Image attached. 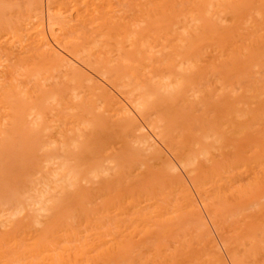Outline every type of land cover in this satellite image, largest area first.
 Wrapping results in <instances>:
<instances>
[{"label": "rangeland", "instance_id": "rangeland-1", "mask_svg": "<svg viewBox=\"0 0 264 264\" xmlns=\"http://www.w3.org/2000/svg\"><path fill=\"white\" fill-rule=\"evenodd\" d=\"M13 1L0 0V32L7 23L27 19L36 2ZM59 2L64 17L58 21L66 27L63 42H73L69 49L93 71L111 76L104 77L132 96L134 107L144 104L114 113L118 98L105 84L42 47L35 20L28 26L31 33L24 30L16 46L9 41L17 37H0V61L11 47L12 63L39 59L33 68L37 71L44 60L47 70L56 73L46 72V87L33 95L37 106L47 91L46 126L33 128L28 118L18 132L8 128L1 161L11 166L10 172L8 167L1 170L12 174L8 181L15 197L29 188L46 158L47 178L54 171L62 175L63 164L80 176V184L74 185L78 192L73 186L74 193L70 191L67 182L62 192L54 191L60 199L55 196L53 213L41 220L52 253H67L71 259L66 256L64 264H264V0ZM49 95H55L54 102ZM18 107L24 112L32 108L25 103ZM150 129L160 134V144L151 141ZM13 132L18 135L14 141ZM27 142L32 148L35 144L33 150ZM26 145L33 151L26 154L34 156L30 162L21 154ZM165 148L174 149V156L188 164L186 173ZM51 157L55 163L49 164ZM190 182L202 191L207 208L193 190L198 203L191 199L186 204ZM20 219L21 226L34 225L33 218ZM19 224L14 237L7 236L10 241L3 242L6 230L4 238L0 235L1 250L11 263L9 251L30 246L32 231ZM62 226L71 235H62ZM13 240L22 246L7 248ZM44 255L27 252L22 264H44Z\"/></svg>", "mask_w": 264, "mask_h": 264}, {"label": "bare ground", "instance_id": "bare-ground-1", "mask_svg": "<svg viewBox=\"0 0 264 264\" xmlns=\"http://www.w3.org/2000/svg\"><path fill=\"white\" fill-rule=\"evenodd\" d=\"M15 1V0H14ZM13 1V2H14ZM27 1V0H26ZM33 1H36L34 2V5L30 8L28 11L30 12V15L27 19H25L23 22L19 23V24H16V23H7L9 26H6L5 24V27L6 29H4L3 31L0 32V37L4 36L5 35H10L12 38L13 37H17L16 40H13V41H9V43L13 46L15 45V43L17 44V41L19 42L20 41V38L21 36L24 34L23 31L26 30V34L28 33H31L30 31V27L29 24L32 23L33 20H35L37 22V26H36V29H37V32L40 36L39 38V43L42 45V47H46L47 51H50L52 52V54H57V56H59L63 61H66V62H70L72 63L74 66H76L77 68H79L80 70L90 74L91 76H93L95 79L98 80V82L102 83V84H105L106 87H108L110 89V92L113 93V97H116L118 98L117 101H116V107L114 108V113H119L121 112L122 110H124L125 112L128 111V108L130 106L133 107V109L135 108L136 110L139 108H143V102H139L138 105L136 107L133 106L134 102H135V99H131L130 97H126L124 95V93L122 92V90L118 89L116 86H114L112 83H110L109 80L106 79V77L104 76H107L104 74L100 75L98 73H96L95 71H93L90 67H93L91 64V66L89 67V65L82 59L78 58V55H76L75 53H73L69 47H71L70 45L73 43H71L70 45H68L67 43L63 42V34L64 32H66V27L64 26V24H61L59 23L58 19L62 18L61 15L63 16L62 12H61V9H62V5L61 3L59 2V0H33ZM9 2V1H8ZM7 2V3H8ZM11 2V1H10ZM29 2V1H28ZM81 2V1H80ZM31 3H33L31 1ZM2 5V4H1ZM4 5V4H3ZM17 5V4H16ZM29 5V4H28ZM7 6V5H6ZM13 6V5H12ZM74 6V5H73ZM26 7V6H24ZM2 8V7H1ZM7 9V8H6ZM11 10V9H10ZM19 10V9H18ZM20 11V10H19ZM24 11V10H23ZM28 15V14H27ZM64 17V16H63ZM83 20V16L81 17ZM11 19H14L11 17ZM9 20V19H8ZM63 20V19H62ZM17 21V20H16ZM34 21V22H35ZM14 22V21H13ZM74 26V24H73ZM8 27V28H7ZM2 28V27H1ZM33 28V27H32ZM29 29V30H28ZM35 30V29H34ZM81 30V29H80ZM70 32V31H69ZM78 32V31H77ZM83 32V31H82ZM86 33V32H85ZM84 34V33H83ZM94 34V33H93ZM77 35V34H76ZM87 35V34H86ZM8 36V37H10ZM38 36V35H37ZM83 37V36H82ZM80 37V38H82ZM89 38V36H88ZM87 38V39H88ZM93 38V37H92ZM120 38V37H119ZM70 39V38H69ZM138 39V37L136 38ZM83 40V39H81ZM6 41V40H5ZM84 41V40H83ZM4 42V41H3ZM68 42V41H67ZM75 42V41H74ZM88 42V41H87ZM90 42V41H89ZM134 42V41H133ZM132 44H135L133 43ZM8 43V42H7ZM65 43V44H64ZM2 44V41L0 40V45ZM3 45V44H2ZM9 45V44H8ZM18 45V44H17ZM16 46V45H15ZM19 46L22 48L21 51L24 50L25 47H23L24 45L23 44H19ZM69 46V47H68ZM1 47V46H0ZM9 47V46H8ZM90 47V46H89ZM19 48V47H18ZM33 48V47H32ZM73 48V47H72ZM85 48V47H84ZM83 48V49H84ZM88 48V47H87ZM91 48H92V45H91ZM1 50H3V48L1 47L0 48ZM16 49V47H15ZM27 49V48H26ZM25 49V50H26ZM30 49V48H29ZM28 49V50H29ZM35 49V48H34ZM0 50V51H1ZM11 50V51H10ZM28 50L25 51L27 52L28 54ZM31 50V49H30ZM45 50V49H44ZM87 50V49H85ZM78 50H76L75 52H77ZM89 51V50H88ZM8 55L6 56L7 58L6 59H3L2 61H0V235L2 236L3 234H1L3 231L6 230V237L4 238L5 235H3V237L1 238H4L5 240L3 241L5 243V241H10L8 240L9 237H7L9 234H13L11 238L14 237V230L16 229L15 227H17L21 221L20 218H22L23 220H27L29 221V219L33 218L35 221H34V225H31L29 226L26 222V226L28 228L29 231H32V234L31 236L29 235L30 237V246L27 250L24 249V251H21V250H15L13 249V247L15 248H18V246H22V244H18L17 245V242L16 241H11L10 243L8 242V247L7 248H10V249H13L12 251H9L7 249V251H9V254L10 253H13L12 256H7L10 258V260L12 261V263H16V264H22V261L24 258H26V253H32V254H39V253H45V255L43 256V262L41 263H44V264H64V262H67V257L69 258V256H67V253L66 255L64 256V254H54L55 253V249H54V246L51 248V247H48L47 246V239L44 238V237H47L45 235H47V227H44L41 223V220L42 219H47V214L49 215L50 213H53L52 210H53V203L54 201L56 200L55 196L56 194H53L55 190L59 189L61 192L66 189L65 187L67 185L70 184V191H72V186L75 187L74 185H76L79 181H80V176L78 175L77 172H74L73 169L71 170V168L67 169V167L65 169H63V165H61L62 167V170L59 171L61 174L59 173H56L54 170L53 173H56L55 175H51V178H47V169H46V166H47V158L43 160V165L40 163L38 166H37V172L34 174L36 175V178L33 180L31 178V183L29 185V188L28 189H22L21 191V196L19 193H17L16 195L18 197H15V194L13 193L14 190H11L10 189V182L13 178L10 179V177H12V174L11 176L8 175L6 173V171H2L1 169L2 166L3 167H6L4 166L5 164L1 165V161H2V158L4 157V153H6V149H5V134L4 132L8 129V128H11L12 129H16L19 127V125H22V123L24 124L25 122H27L26 119H30L32 126L34 128L35 125H44L43 123L46 124V109H47V91L46 92H42L41 94V98L38 100L39 102L37 106H35L34 104L36 103L35 100L33 99V95H34V92L37 91V89H40V87H46V80H47V76H46V72H50L49 75L52 74V72L54 73L55 71L52 70V68H54L56 71L57 69L54 67V63L53 64V67L51 68L52 71H48L47 70V65L46 63H44L45 61L43 60V67H40L37 71H33V68L34 66H38L39 62L37 63V61L33 60L31 61V63H29L30 61H28L27 58H21V60H24L27 59L25 62H23V65H19V64H15L16 61H13L12 63V57L14 52L13 50L9 49L8 51ZM11 52V53H10ZM38 52V51H37ZM46 52V51H45ZM82 52V51H81ZM4 53V52H3ZM43 53V52H42ZM6 54V53H4ZM9 54H11V56L9 57ZM45 54V53H44ZM42 54L43 56H46ZM90 54V53H89ZM33 55V54H31ZM41 55V54H40ZM41 55V57H42ZM48 55V54H47ZM25 56V55H24ZM28 56V55H27ZM26 56V57H27ZM35 56V55H34ZM80 56V55H79ZM30 57V56H28ZM83 57V56H82ZM129 57V56H127ZM43 58V57H42ZM45 58V57H44ZM43 58V59H44ZM20 60V59H19ZM18 60V61H19ZM48 60V59H47ZM52 60V59H51ZM126 60V58H125ZM128 60V59H127ZM41 62V61H40ZM52 62V61H51ZM126 62V61H125ZM25 63V64H24ZM37 63V64H36ZM36 64V65H35ZM40 64V65H41ZM65 64V63H64ZM39 65V66H40ZM50 69V68H49ZM98 70V69H97ZM100 71V70H99ZM98 71V72H99ZM111 72V71H110ZM58 73V72H57ZM107 73V72H106ZM48 75V76H49ZM53 75V74H52ZM56 75V73H55ZM53 75V77L55 76ZM113 76V75H112ZM51 77V76H50ZM57 77V76H56ZM108 77V76H107ZM111 78V76H109ZM108 77V79H109ZM164 77V76H163ZM169 77V76H168ZM165 78V79H169V78ZM177 77V76H176ZM179 78V77H178ZM112 79V78H111ZM114 82V80H111ZM171 81V80H170ZM165 82V81H164ZM163 82V83H164ZM130 84V83H129ZM145 85V84H144ZM169 85V84H168ZM126 86V85H125ZM162 86V85H160ZM170 86V85H169ZM176 86V85H175ZM141 87V86H140ZM163 87V86H162ZM161 87V89H162ZM165 88V87H164ZM179 88V87H178ZM173 89V87L171 88V90ZM168 90H170L168 88ZM76 91V90H75ZM157 91V90H156ZM78 92V91H77ZM155 92V91H154ZM168 92V91H167ZM59 93V92H58ZM176 93V92H175ZM55 94V93H54ZM159 94V93H158ZM50 96V95H49ZM59 96V95H58ZM57 97V96H56ZM75 97V96H74ZM73 97V98H74ZM78 97V95L76 96ZM76 97L74 99H76ZM80 97V96H79ZM55 98V95H51L50 97H48L49 100H53V102L55 101L54 100ZM57 99V98H56ZM59 99V98H58ZM71 99V98H70ZM143 99H146L145 97ZM147 100V99H146ZM60 101V100H59ZM58 101V103H59ZM62 101V99H61ZM60 101V102H61ZM35 102V103H33ZM57 102V100H56ZM23 104L25 103V107L28 106L29 108L32 107L30 110L27 109L28 112H24V110L22 109V107H18V105L20 104ZM29 103V104H27ZM31 103V106H29ZM33 103V104H32ZM57 103V104H58ZM50 104V103H49ZM56 104V103H55ZM34 105V107H33ZM108 105V104H106ZM146 105V104H145ZM144 105V106H145ZM27 107V108H28ZM21 108V109H19ZM54 110V109H53ZM122 115V113H121ZM120 115V116H121ZM119 117V116H117ZM117 121V120H116ZM40 122V124H39ZM76 122V120H75ZM30 123V124H31ZM74 123V122H72ZM77 123L73 124L74 126L76 125ZM46 126V125H44ZM43 126V127H44ZM35 126V128H37ZM77 127V126H76ZM41 128V127H40ZM39 128V129H40ZM149 128V127H148ZM38 129V130H39ZM45 129V128H44ZM143 129H145V127H143ZM17 130V129H16ZM44 131V130H43ZM18 132V130H17ZM17 132H13V135L11 136V140L14 141L16 139V137L18 136L17 134H14V133H17ZM127 135V134H126ZM150 135H151V141H153V143H158L160 144L162 142V138L160 136L159 133L153 131L152 129H150ZM209 136V135H208ZM38 138V137H37ZM40 138V136H39ZM55 138V137H54ZM207 138V137H206ZM31 139V138H30ZM29 139V140H30ZM123 139V138H122ZM78 140V139H77ZM208 141V140H207ZM31 142V141H30ZM53 142V141H52ZM76 142V141H74ZM73 142V144H74ZM29 143V142H27ZM34 143L35 140H34ZM67 143V142H66ZM206 143V142H205ZM32 144V143H31ZM31 144L29 143V147H31ZM37 145V144H36ZM67 146V145H66ZM34 147H35V144H34ZM34 147L32 148L31 147V150L34 149ZM41 147V146H40ZM56 147V146H55ZM3 148L5 149L4 152H3ZM27 145H26V148L23 147V152H21L22 156L24 155V159L23 157L21 156V162L20 163H23V160H27L29 159L28 161L30 162V158L31 156L33 155H27L26 157V154H32L33 151L31 152V150L29 151L30 148H28ZM200 149H204L203 147H199ZM56 149V148H55ZM64 149L66 150V147H64ZM167 149L166 151L172 155L174 161H176L177 163V168L179 169H182L183 171H185V173L187 172L186 171V167L188 166V164H185L183 161H180L177 159L176 154L174 153V149H171V148H165ZM176 149V148H175ZM199 149V150H200ZM25 150V151H24ZM28 150V152H27ZM198 150V152H199ZM58 151V149H57ZM204 151H206L204 149ZM27 152V153H26ZM194 152V151H193ZM57 154V153H56ZM196 154L198 155V153L196 152ZM3 155V156H2ZM51 155V154H50ZM55 155V154H54ZM53 155V157H54ZM68 155V154H67ZM96 155V154H94ZM175 155V156H174ZM196 157V155H193V157ZM57 157V156H55ZM60 157V156H58ZM27 158V159H26ZM34 158V156H33ZM39 158V157H38ZM67 158V157H65ZM23 159V160H22ZM95 159V158H94ZM200 159V158H198ZM42 160V159H41ZM49 160V164H52V163H55L54 161V158L52 159H48ZM56 160L58 161V158H56ZM68 160V158H67ZM66 160V161H67ZM172 160V161H173ZM193 161V159H191ZM191 160L189 161L190 163ZM76 161V160H75ZM79 161V160H78ZM77 161V162H78ZM173 161V162H174ZM188 161V160H187ZM196 161V160H194ZM25 162V161H24ZM33 163V161H31ZM37 162V161H36ZM61 162V161H59ZM58 162V163H59ZM65 162V161H64ZM109 162V161H108ZM57 163V164H58ZM67 163V162H66ZM81 163V162H80ZM106 163V162H105ZM71 164V163H70ZM83 164V163H82ZM171 164V163H170ZM56 165V164H55ZM60 165V164H59ZM69 165V163H68ZM76 165H78V163H76ZM87 165V164H86ZM89 165V164H88ZM87 165V166H88ZM21 166V165H20ZM54 166V164H53ZM72 167V165H70ZM192 166V165H191ZM8 167V169H7ZM6 169L9 171L11 170V168L9 169V167L11 166H8L7 165ZM17 167V166H16ZM33 167V165H32ZM56 167V166H55ZM69 167V166H68ZM176 167V165H175ZM20 168V167H19ZM58 167H56L57 169ZM60 168V167H59ZM25 169V168H24ZM61 169V168H60ZM59 169V170H60ZM79 170V169H78ZM58 171V169L56 170ZM99 171V170H98ZM10 172V171H9ZM32 172V171H31ZM90 172V171H89ZM96 172V170H95ZM94 172V173H95ZM189 173V171H188ZM86 174V173H84ZM90 174V173H88ZM93 174V172H92ZM97 175V173H95ZM8 175V176H7ZM63 176V177H58L57 176ZM94 175V176H96ZM188 175V174H187ZM10 176V177H9ZM86 176V175H85ZM82 177V176H81ZM86 178V177H85ZM10 179V180H9ZM9 180V181H8ZM86 180V179H85ZM63 181V183L61 182ZM190 181V179H189ZM29 182H30V179H29ZM64 182H67L66 186L64 184ZM80 184V183H78ZM190 185L187 186V189H186V192H187V201H186V204H192V200L191 199H194V201L196 200L195 198H193V195L196 194L200 200V202L202 203V205L206 207V203L204 202L203 200V195H202V191L197 187V185H195L194 183L190 182L189 183ZM206 184V183H205ZM185 185V184H184ZM79 187V186H78ZM78 187L76 186L75 188H77V192H78ZM19 188V187H18ZM25 188V187H24ZM201 188H202V185H201ZM17 189V188H15ZM184 189V188H183ZM25 190V191H24ZM69 190V189H68ZM193 190L195 193L193 194L192 191ZM16 191V190H15ZM60 191H58L59 193H61ZM74 189H73V193H74ZM17 192V191H16ZM56 193V192H55ZM58 193V194H59ZM64 193V192H63ZM72 193V194H73ZM207 193V192H206ZM57 194V195H58ZM71 194H69L70 196ZM186 195V194H185ZM77 196V195H76ZM195 196V195H194ZM57 197V196H56ZM75 197V196H73ZM70 198L68 197V194H67V199ZM60 199L57 197V200ZM72 199V197H71ZM69 199V200H71ZM74 199V198H73ZM72 199V200H73ZM75 200H76V197H75ZM191 200V201H190ZM198 201V199H197ZM196 205L198 202H194ZM206 204V205H205ZM84 206V205H83ZM200 206V205H199ZM207 210V209H206ZM52 215V214H51ZM89 216V215H88ZM54 217V216H52ZM67 217H71L70 214L66 217H64L65 219ZM74 217V216H73ZM50 218V217H49ZM75 218V217H74ZM20 219V220H18ZM52 219V218H50ZM73 219V218H72ZM170 219V218H169ZM211 219V218H210ZM18 220L19 222L18 223H15V221ZM54 220V218H53ZM50 221V220H49ZM59 221V220H57ZM61 221V220H60ZM59 221V222H60ZM67 221H71L70 219H68ZM213 221V220H212ZM17 222V221H16ZM52 222V220H51ZM50 222V223H51ZM54 222H56L54 220ZM54 222H52V224H54ZM58 223V222H57ZM56 223V225H57ZM61 223V222H60ZM66 223V222H65ZM68 223V222H67ZM67 223L65 225H67ZM23 224V221L19 224L20 227H25L24 225L21 226ZM59 224V223H58ZM15 225V226H14ZM17 225V226H16ZM55 225V224H54ZM60 225V224H59ZM61 225H63V223H61ZM39 229H35L33 227H37ZM68 226H70V224H68ZM54 227V226H53ZM52 227V228H53ZM56 227V226H55ZM33 228V229H32ZM26 229V228H25ZM57 229V228H56ZM62 229L64 231V226H62ZM71 229V228H69ZM8 230V231H7ZM10 230H13L10 231ZM24 230V229H23ZM26 229V231H28ZM58 230L60 231V229L58 228ZM73 230V229H71ZM152 230V229H151ZM169 231H172L170 229H168ZM58 233H62V231H60ZM218 231V230H216ZM10 232V233H9ZM12 232V233H11ZM74 231H72L73 233ZM5 234V232H3ZM25 233V232H24ZM56 233L57 235H59L60 237L62 235L65 236V233L66 235H71V232H69V230H66L64 231V233L62 235ZM218 233V232H217ZM75 235V234H74ZM11 236V235H10ZM27 236V235H26ZM64 236H62L64 238ZM66 237V236H65ZM72 237H75V236H72ZM77 237V236H76ZM70 238V236H69ZM10 239V238H9ZM20 239V237H19ZM46 239V240H44ZM66 239V238H64ZM73 239V238H72ZM1 240V239H0ZM3 240V239H2ZM12 240V239H11ZM24 240V239H22ZM46 243H45V242ZM49 241V240H48ZM13 242V246H12V243ZM28 242V241H27ZM222 242V241H221ZM7 243V242H6ZM22 243V241H21ZM50 242H48L49 244ZM51 244V243H50ZM49 244V246H50ZM223 244V243H222ZM221 244V245H222ZM11 246V247H10ZM223 246V245H222ZM225 246V244H224ZM5 247V248H6ZM1 243H0V264H12L10 261H8V259L5 258V253L3 250H1ZM4 248V247H3ZM22 248V247H20ZM61 248H64V247H61ZM224 249V247H222ZM52 249H54V253H52ZM69 250V248H67ZM66 247H65V250H67ZM26 250V252H25ZM6 251V250H5ZM6 251V252H7ZM14 251V252H13ZM62 252V251H61ZM66 252V251H65ZM98 252V251H97ZM4 253V255H3ZM79 253V252H77ZM102 252H98V254L96 255H101ZM76 255V253H75ZM4 256V257H3ZM6 256V257H7ZM26 256V257H25ZM67 256V257H66ZM78 256V255H76ZM66 257V258H65ZM75 257V256H74ZM92 257H95L92 256ZM32 258V257H31ZM37 258V257H36ZM77 258V257H76ZM6 259V260H5ZM66 259V261H65ZM71 259V257L69 258ZM5 260V261H4ZM25 260V259H24ZM36 260V259H35ZM34 260V261H35ZM38 260V259H37ZM14 261V262H13ZM33 261V260H32ZM27 262L26 264H38L37 262ZM73 261V260H72ZM6 262V263H5ZM73 263L75 264V261L74 262H70V264Z\"/></svg>", "mask_w": 264, "mask_h": 264}]
</instances>
